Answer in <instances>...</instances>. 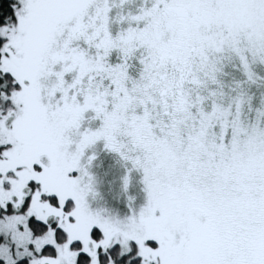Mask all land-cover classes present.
<instances>
[{
  "label": "snow or ice",
  "instance_id": "6c2138e0",
  "mask_svg": "<svg viewBox=\"0 0 264 264\" xmlns=\"http://www.w3.org/2000/svg\"><path fill=\"white\" fill-rule=\"evenodd\" d=\"M0 264H264V0H0Z\"/></svg>",
  "mask_w": 264,
  "mask_h": 264
}]
</instances>
